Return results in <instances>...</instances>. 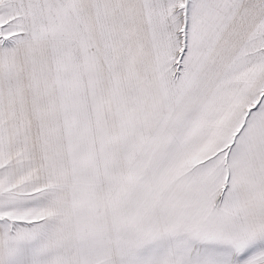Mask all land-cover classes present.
Segmentation results:
<instances>
[{
    "label": "snow or ice",
    "instance_id": "obj_1",
    "mask_svg": "<svg viewBox=\"0 0 264 264\" xmlns=\"http://www.w3.org/2000/svg\"><path fill=\"white\" fill-rule=\"evenodd\" d=\"M0 264H264V0H0Z\"/></svg>",
    "mask_w": 264,
    "mask_h": 264
}]
</instances>
